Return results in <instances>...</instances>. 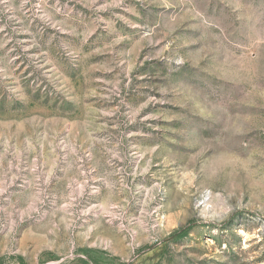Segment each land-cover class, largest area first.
<instances>
[{"label": "rangeland", "instance_id": "rangeland-1", "mask_svg": "<svg viewBox=\"0 0 264 264\" xmlns=\"http://www.w3.org/2000/svg\"><path fill=\"white\" fill-rule=\"evenodd\" d=\"M0 264H264V0H0Z\"/></svg>", "mask_w": 264, "mask_h": 264}, {"label": "trees", "instance_id": "trees-1", "mask_svg": "<svg viewBox=\"0 0 264 264\" xmlns=\"http://www.w3.org/2000/svg\"><path fill=\"white\" fill-rule=\"evenodd\" d=\"M186 233H187V230L185 229L183 230V228H179L174 231V234H178L180 237L185 235Z\"/></svg>", "mask_w": 264, "mask_h": 264}]
</instances>
